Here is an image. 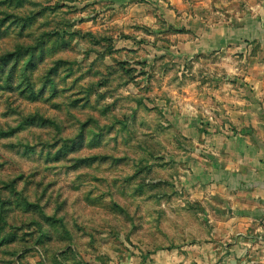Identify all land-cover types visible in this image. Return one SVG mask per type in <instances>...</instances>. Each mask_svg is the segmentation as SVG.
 Instances as JSON below:
<instances>
[{"label":"clouds","instance_id":"1","mask_svg":"<svg viewBox=\"0 0 264 264\" xmlns=\"http://www.w3.org/2000/svg\"><path fill=\"white\" fill-rule=\"evenodd\" d=\"M64 2L25 30L68 46L28 72L51 124L15 142L67 150L0 159V264H264V0Z\"/></svg>","mask_w":264,"mask_h":264},{"label":"rangeland","instance_id":"2","mask_svg":"<svg viewBox=\"0 0 264 264\" xmlns=\"http://www.w3.org/2000/svg\"><path fill=\"white\" fill-rule=\"evenodd\" d=\"M90 6L85 5L84 9H71L64 0H56L55 3L48 0L47 6L41 8L38 3H34V0H0V159L7 162L9 156L14 155L24 160L26 165L60 163L59 157L67 150V147L60 149L55 156H52L50 153L48 155L37 154L35 148L15 142V135L21 129H35L43 132L46 131L45 126L51 124V120L40 116L39 112L40 108L48 104V100L44 98L45 89L42 87L39 95L31 90L32 86L27 80L29 69H35L38 65L42 66L46 60L52 61V66L47 71L46 87L47 84L54 83L53 74L59 77L60 67L70 63L67 59L59 58L66 53L68 47L60 32H44L37 41H33L30 36H25V30L42 12L54 13L61 8H69L70 13L76 14L86 11ZM9 21L12 23L9 24ZM47 23L45 21L42 26H46ZM76 23L84 24L85 19L77 20ZM45 37H58L59 40L57 44L48 48ZM74 75L75 73L69 70L61 80V83L68 86L60 89L54 88L52 96L48 99H54L58 93H63L65 96H71L73 105L80 104L81 93L78 87L84 77L73 79ZM232 103L236 104L238 101L233 100ZM57 107L58 105H52L53 109ZM24 112L28 115H23ZM71 143L75 145V140ZM21 148L22 153L17 151ZM4 167V164H0V170ZM33 175H38V173ZM17 179L22 180L24 177L20 176ZM15 182L13 180L11 184H6L4 187H12Z\"/></svg>","mask_w":264,"mask_h":264}]
</instances>
